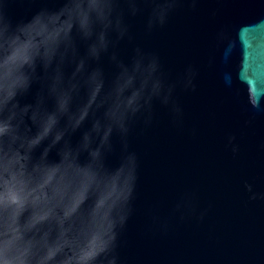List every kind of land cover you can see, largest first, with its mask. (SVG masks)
I'll return each instance as SVG.
<instances>
[{"label": "water", "instance_id": "obj_1", "mask_svg": "<svg viewBox=\"0 0 264 264\" xmlns=\"http://www.w3.org/2000/svg\"><path fill=\"white\" fill-rule=\"evenodd\" d=\"M0 264H264V0H0Z\"/></svg>", "mask_w": 264, "mask_h": 264}]
</instances>
